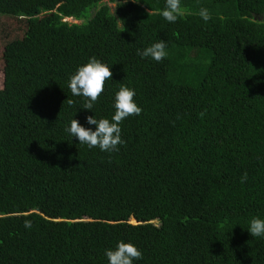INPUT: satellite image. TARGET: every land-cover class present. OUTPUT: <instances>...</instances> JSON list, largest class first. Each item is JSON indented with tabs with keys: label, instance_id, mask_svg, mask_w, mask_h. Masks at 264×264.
Returning a JSON list of instances; mask_svg holds the SVG:
<instances>
[{
	"label": "trees",
	"instance_id": "trees-1",
	"mask_svg": "<svg viewBox=\"0 0 264 264\" xmlns=\"http://www.w3.org/2000/svg\"><path fill=\"white\" fill-rule=\"evenodd\" d=\"M107 1L0 0L17 24L0 56V264H108L120 241L134 264H264L248 232L264 219V0H181L175 23L166 0ZM160 40L163 62L137 55ZM92 57L113 72L93 112L68 88ZM122 85L142 113L118 152L65 131L111 120Z\"/></svg>",
	"mask_w": 264,
	"mask_h": 264
},
{
	"label": "clouds",
	"instance_id": "clouds-1",
	"mask_svg": "<svg viewBox=\"0 0 264 264\" xmlns=\"http://www.w3.org/2000/svg\"><path fill=\"white\" fill-rule=\"evenodd\" d=\"M137 3L136 0H132ZM152 10L147 11V15L151 16ZM199 17L207 23L212 19L211 13L205 7H201L197 13ZM160 15L169 23H175L185 15V9L181 6V0H166L164 9ZM167 42L160 40L151 46L137 50V55L141 58H151L157 63L163 62L167 57ZM113 72L111 69L95 57H92L88 63L80 66L74 74L69 78L68 88L75 97H83V109L92 111L94 105L98 102L99 97L104 92L105 82L112 79ZM136 92L127 86L122 85L115 94V113L111 120L107 118L96 119L93 116L87 117V123L94 125L92 128L81 126L78 120L72 119L70 127H66L65 131L73 138L78 139L80 145H87L89 149L99 148L102 152L112 153L118 152L119 146L126 142L121 137L122 122L131 117L139 116L142 108L135 102ZM69 106L74 104L72 99L65 101ZM205 113H200L203 117ZM247 173L241 178V183L246 182ZM25 228L32 227L31 220H25ZM248 232L253 238H264V219L253 217L249 222ZM105 255L108 264H134V261L143 259L142 252L133 244L118 242L115 249L106 250Z\"/></svg>",
	"mask_w": 264,
	"mask_h": 264
},
{
	"label": "rangeland",
	"instance_id": "rangeland-1",
	"mask_svg": "<svg viewBox=\"0 0 264 264\" xmlns=\"http://www.w3.org/2000/svg\"><path fill=\"white\" fill-rule=\"evenodd\" d=\"M105 2H108L107 0H105ZM112 8H114V4H109ZM65 21H68L69 23H81V21H77L75 19L69 18V19H65ZM17 27L16 22H14L12 19L6 18V17H1L0 18V56H1V52L3 50L4 44L7 41V36H6V32H10V36L11 39L16 38V33L14 32L13 29H15ZM6 84L4 81V75L2 72V68L0 65V90L1 89H5Z\"/></svg>",
	"mask_w": 264,
	"mask_h": 264
}]
</instances>
